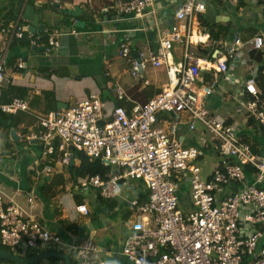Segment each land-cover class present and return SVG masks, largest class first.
<instances>
[{
    "label": "built area",
    "instance_id": "obj_1",
    "mask_svg": "<svg viewBox=\"0 0 264 264\" xmlns=\"http://www.w3.org/2000/svg\"><path fill=\"white\" fill-rule=\"evenodd\" d=\"M151 5L152 0L118 1L113 9L120 16L141 18ZM204 12V0H185L170 30L160 39L157 52L132 57L126 46L119 45L118 55L130 65L133 76H138L147 62L154 68L166 65L167 86L146 104L133 105L129 111L116 106L110 120L105 121L104 104L91 95L68 109L37 116L39 130L28 137L41 144L44 156L53 155L56 149L72 148L115 169L105 179L96 175L80 182L83 193L92 189L101 198L112 199L121 195L126 180L142 182L147 200L129 201L135 222L122 245L124 264H264V154L253 152L234 127L205 106L218 90L216 76L233 82L230 64L239 50H260L264 39L262 35L247 40L235 37L215 61L198 58L191 26L194 16ZM26 29L18 22L11 33L0 29V87L5 81L3 61L11 41L22 38ZM44 33V52L55 53L58 34ZM176 43L185 48L179 64L170 62L169 52ZM202 68L211 70L214 78L197 89L196 83H203ZM243 91L249 99L243 102L242 110L264 135V99L258 98L251 79ZM116 96L118 101L124 100L119 90ZM26 110L22 99L0 104V112L5 114ZM181 125L190 131L201 126L206 135L202 146H181L175 137ZM206 152L217 159L209 176L202 179L194 163ZM67 161V157L62 159ZM33 199L30 195L26 198L29 209L35 207ZM75 210L88 214L85 205H77ZM0 245L21 257V252L38 253L45 247L50 251L65 244L0 187ZM67 247L82 264L97 251L88 241Z\"/></svg>",
    "mask_w": 264,
    "mask_h": 264
},
{
    "label": "crops",
    "instance_id": "obj_2",
    "mask_svg": "<svg viewBox=\"0 0 264 264\" xmlns=\"http://www.w3.org/2000/svg\"><path fill=\"white\" fill-rule=\"evenodd\" d=\"M118 1L129 0H0V29L11 33L16 22L27 27L22 38L13 37L3 61L5 81L0 87V104L22 99L27 110L16 114L0 112V187L44 230L65 244L51 247L50 251L45 247L38 253L21 252V257L54 252L68 255L71 264H82L67 246L88 241L97 251L91 252L83 264L125 263L122 245L135 222L129 201L147 200L142 182L126 180L121 195L112 199L101 198L92 189L83 193L78 186L86 178L76 177L74 170L81 156L86 157L84 154L66 148L44 156L41 144L28 140L39 130L37 116L68 109L91 95L104 104V120L109 121L114 107L129 111L133 105L142 106L167 86L166 65L154 68L147 62L138 76H133L130 65L118 55L119 45L126 46L132 57L157 52L160 39L170 30L185 0H152L141 18L118 15L113 9ZM204 5V14H196L192 20L190 34L198 58L215 61L235 37L247 40L262 35L264 39V0H239L237 4L204 0ZM28 7L34 9L43 30H30L32 22L23 16ZM45 31L58 34L59 49L55 53L44 52ZM184 52V45L174 44L170 62H182ZM20 63L22 68H17ZM230 65L233 82H225L218 74V90L205 106L212 115L234 127L253 152L264 154L263 129L242 110L243 102L249 99L243 91L247 80L253 81L258 98L264 99V46L260 50L243 47ZM200 77L203 83L197 82V89L214 78L212 71L204 68ZM117 90L123 93L124 100H117ZM198 127L195 132L198 130V136L205 138L204 130ZM192 132L186 125L180 126L175 137L181 146L200 147L190 135ZM54 145L57 148V140ZM65 157L67 163L62 162ZM110 169L109 173L115 171ZM29 195L35 203L30 209L26 202ZM77 205H85L88 214L77 213ZM36 264L64 262L50 258Z\"/></svg>",
    "mask_w": 264,
    "mask_h": 264
},
{
    "label": "water",
    "instance_id": "obj_3",
    "mask_svg": "<svg viewBox=\"0 0 264 264\" xmlns=\"http://www.w3.org/2000/svg\"><path fill=\"white\" fill-rule=\"evenodd\" d=\"M23 16L32 22L30 26L31 31H34L36 29H38L39 31L43 30L44 26L38 24L39 18L37 15L34 14L33 8L31 7L26 8L25 12L23 13ZM182 204H184V202ZM50 258L60 259L64 262V264H71L70 257L66 254L45 252L35 257L28 258V257L15 256L11 253L4 251L0 246V260L10 261L14 264H36V263L41 262L42 260L50 259Z\"/></svg>",
    "mask_w": 264,
    "mask_h": 264
},
{
    "label": "trees",
    "instance_id": "obj_4",
    "mask_svg": "<svg viewBox=\"0 0 264 264\" xmlns=\"http://www.w3.org/2000/svg\"><path fill=\"white\" fill-rule=\"evenodd\" d=\"M80 159L81 160L79 166L74 170L76 177L89 178L98 175L105 179L110 174L109 172L111 171V169L109 166H103L99 161H89L84 156H81ZM1 248L6 252L11 253V251H9L7 248L3 246H1ZM1 262L6 264H14L10 261L0 260V263Z\"/></svg>",
    "mask_w": 264,
    "mask_h": 264
},
{
    "label": "rangeland",
    "instance_id": "obj_5",
    "mask_svg": "<svg viewBox=\"0 0 264 264\" xmlns=\"http://www.w3.org/2000/svg\"><path fill=\"white\" fill-rule=\"evenodd\" d=\"M214 114H222V111H218V112L214 111ZM198 129L200 130L201 127L199 126ZM194 132L190 133V135H193L196 138V140L198 141V144H200V146H202L203 140L206 139V136L204 138V136L201 135V138H200V136H198V134H197L198 130H197V132H195V133ZM201 139H203L202 142H201ZM215 162L216 161H215L214 155L212 156V155L207 154V155H203V158L201 160L194 163L201 170V178H204L205 177L204 175L207 174L208 172L210 173L212 167L215 166ZM120 224H121V222H120Z\"/></svg>",
    "mask_w": 264,
    "mask_h": 264
}]
</instances>
